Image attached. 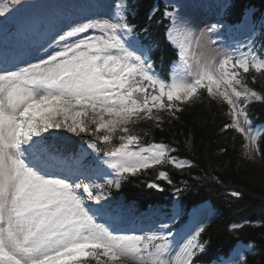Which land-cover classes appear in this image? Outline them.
I'll return each instance as SVG.
<instances>
[{
    "label": "snow or ice",
    "instance_id": "1",
    "mask_svg": "<svg viewBox=\"0 0 264 264\" xmlns=\"http://www.w3.org/2000/svg\"><path fill=\"white\" fill-rule=\"evenodd\" d=\"M30 7L26 0H0V26L6 30ZM109 7L106 17L22 25L36 62H0V264H198L210 243L201 239L210 217L182 222V189H176L172 213L151 228L137 234L122 226L123 206L113 188L158 165L194 167L172 155L170 145L145 146L129 127L136 119L158 127L160 113H167L170 123L206 95L227 105L230 122L222 131L243 138L244 157H264V126L254 131L249 119V104L264 101V93L249 85L264 78V45H256L255 26L244 42L215 49L228 25L216 21L196 35L183 6L165 4L178 60L163 76L151 45L129 20L135 6L114 0ZM66 134L82 142L71 163ZM156 179L172 183L164 170ZM147 187L163 191L156 182ZM250 223L231 224L229 231ZM251 251V243L233 249L223 264H249L244 253Z\"/></svg>",
    "mask_w": 264,
    "mask_h": 264
},
{
    "label": "trees",
    "instance_id": "2",
    "mask_svg": "<svg viewBox=\"0 0 264 264\" xmlns=\"http://www.w3.org/2000/svg\"><path fill=\"white\" fill-rule=\"evenodd\" d=\"M134 5L129 20L135 25L139 37L152 47L151 58L158 73L167 76L172 65L178 60L176 49L169 42L167 31L170 22L163 17L164 0H126ZM234 7H228L222 20L236 27L244 22L246 15L253 12V24L257 31L255 42L259 48L264 45V0H231ZM160 11L152 15V10ZM251 11H248V10ZM151 16V19L149 18ZM249 85L264 93V78ZM164 123L158 127L147 118L136 119L129 125L134 134L142 137L147 146L152 143H164L176 149L172 155L181 160L192 161L191 169L178 170L171 165L156 166L144 175L130 177L119 190L113 188L116 199L133 204L140 212L152 208L162 209L164 214L172 211L177 202L176 189L180 188L178 200L183 216L182 222L189 220L191 212L200 205L210 202L213 212L206 221V231L201 239L210 241L207 251L197 257L198 264H213L228 258L239 242L255 245V251L246 255L249 264H264V157L257 162L243 155V138L234 130L222 131L230 122L227 105L210 102L205 95L201 101L187 105L179 113V119H171L167 113H160ZM249 119L253 128L264 125V101L249 104ZM70 136L65 142V156L76 157L80 153L81 141ZM259 141L264 147V132ZM116 145L119 141H114ZM158 170L167 171L171 184L157 180ZM149 182L158 183L163 191L149 189ZM241 193L239 198L230 192ZM244 227L229 231L234 223Z\"/></svg>",
    "mask_w": 264,
    "mask_h": 264
},
{
    "label": "rangeland",
    "instance_id": "3",
    "mask_svg": "<svg viewBox=\"0 0 264 264\" xmlns=\"http://www.w3.org/2000/svg\"><path fill=\"white\" fill-rule=\"evenodd\" d=\"M164 1L166 3L171 2L183 6L181 11L194 22L195 27L193 31L196 35H199L207 26H210L216 21L223 22L222 18L227 9L225 5L231 4V0ZM26 2L35 5V7L26 8L20 12L14 20L8 23L6 30L3 26H0V47L3 48L1 52L4 58H8L9 66L24 60L36 62L37 54L27 43L30 34L26 35L25 30L21 28L22 25L34 22L35 26L39 27L50 19L72 21L83 20L85 17H106L107 13L111 10L109 6L114 3V0H26ZM87 5H93L94 7L89 8L86 7ZM252 13L253 12L248 13L244 22L237 27L233 28L225 23L228 25V30L225 32L222 41L218 42L213 48L219 49L220 43L236 45L244 42L250 29L254 26ZM254 35L256 38V29ZM40 54L42 55V53ZM173 65L171 71L173 70ZM261 126L253 128V130L255 131ZM262 134L263 132L261 135ZM253 156L255 161H261L260 155L254 152ZM116 202L123 206L121 223L124 229L130 233L135 232L139 234L141 231H146L151 228L158 219H165L173 211L172 209L168 214H164L162 209H150L147 212L141 213L133 204L126 203L122 199H116ZM212 212V204L210 202L204 203L191 212L189 220H200L205 217H210ZM245 244L244 242H239L234 249L242 248ZM252 248L253 251L251 252H254V244H252ZM248 253L250 252H245L244 255L246 256ZM229 257L213 264H223Z\"/></svg>",
    "mask_w": 264,
    "mask_h": 264
},
{
    "label": "bare ground",
    "instance_id": "4",
    "mask_svg": "<svg viewBox=\"0 0 264 264\" xmlns=\"http://www.w3.org/2000/svg\"><path fill=\"white\" fill-rule=\"evenodd\" d=\"M0 43H1V40H0ZM1 49H3V48L0 47V62H1V60L4 59V57H3V53L1 52Z\"/></svg>",
    "mask_w": 264,
    "mask_h": 264
}]
</instances>
